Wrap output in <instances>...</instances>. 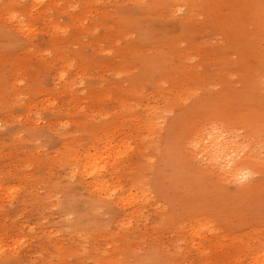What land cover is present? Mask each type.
<instances>
[{
    "label": "rangeland",
    "instance_id": "1",
    "mask_svg": "<svg viewBox=\"0 0 264 264\" xmlns=\"http://www.w3.org/2000/svg\"><path fill=\"white\" fill-rule=\"evenodd\" d=\"M262 261L264 0H0V264Z\"/></svg>",
    "mask_w": 264,
    "mask_h": 264
},
{
    "label": "bare ground",
    "instance_id": "2",
    "mask_svg": "<svg viewBox=\"0 0 264 264\" xmlns=\"http://www.w3.org/2000/svg\"><path fill=\"white\" fill-rule=\"evenodd\" d=\"M194 146L196 154L204 158L206 162L211 165V168L218 172L220 178L236 181L239 178L247 180L249 177H252V174L246 169L247 165L252 164V160L249 158L242 159L239 152L243 150V145L240 144L231 129L213 128L212 130L201 132L197 136ZM100 157V153L97 151L84 154V170H91L94 168L96 170L95 172H99L98 169L100 166L98 164L101 162ZM101 167H103V165H101ZM99 176L98 174V177L94 181L96 188H100L104 192L108 191L107 184L109 183L102 178L103 175L101 177ZM123 199L124 197H119L118 202L122 203ZM124 201L127 200L124 199ZM260 264H264V262L262 261Z\"/></svg>",
    "mask_w": 264,
    "mask_h": 264
}]
</instances>
